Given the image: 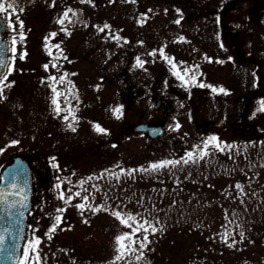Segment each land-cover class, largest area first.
Segmentation results:
<instances>
[{"label":"rangeland","instance_id":"obj_1","mask_svg":"<svg viewBox=\"0 0 264 264\" xmlns=\"http://www.w3.org/2000/svg\"><path fill=\"white\" fill-rule=\"evenodd\" d=\"M103 1L107 2L106 0ZM207 1L211 4L223 2V0ZM142 3V0H135V2H132V0H115L110 19H121L123 14L124 17L137 18L135 15H129L132 9L131 6H134V4L141 5ZM257 4H259L257 0H243L239 8L243 13L244 23L253 19L251 13L247 15V12L252 5L255 6ZM103 7L106 8L107 4L103 5ZM125 7L128 10L123 11L122 9ZM23 9L22 13L17 10L16 13L8 12L2 14L7 19V38L12 44V50L15 48L19 52L43 51L45 26L49 24L51 17H49V10L43 6L42 1L39 6L32 5ZM61 11V9L51 10L55 21L60 19ZM17 15L24 25L23 41L20 40ZM98 16L100 19L109 18V10L100 9ZM263 23H260L259 26L247 28L243 34V40L245 42L250 41V39L258 41L263 45L264 49ZM254 30L255 32H253ZM14 40L15 44L13 43ZM258 56L260 60H264L261 50L258 51ZM37 61L39 60L37 59ZM21 67L23 69L18 73L20 86L14 94L16 99L14 100L15 96H12L11 101H8L7 98L0 101V154L2 167L8 163L10 156L13 154L34 160V187L37 196L33 201L24 248L29 245V241L39 238L41 240L39 245L40 264H112L117 255L116 238L125 232L131 231L130 228L122 225L111 214L112 210H121L123 213H131L133 215L140 214V216H137L138 220L142 216L151 220L158 228V231L154 234L149 231L147 248L146 251L143 250V254L149 255V262L145 264H264V203L261 207L262 210L258 209L256 214V216H261L263 221H248L250 222L249 225L241 216H248L247 214L249 213H246V211L243 212L245 214L239 216L238 213L242 209L237 203L243 195H247L245 198L246 203L253 199L256 204H259L258 199L261 200L264 197V162L260 163L258 161L261 153L255 146L256 144H254L257 141H264V110H262L264 107L261 106L264 105L263 101L249 108L248 112L251 122L247 118L248 120L241 122V124L236 123L232 116L238 112L239 107H234L230 104H218L217 102L214 104L216 106H207V104L204 106L201 104L193 106L194 108L191 112L193 120H189L188 117L184 116L176 123L180 127L178 130L175 129V131L184 134L182 138H177V140L188 143L191 141L189 149H193L195 152L194 146L203 145L207 138L216 136L222 146L232 145L234 147L231 149L225 148L224 151L210 147L208 149L209 155L205 158L218 159L223 168H229L230 166H226V161L223 158L228 154H232L234 157V154L237 153L236 148H238L237 155L241 157V162L236 163L233 166L234 168L230 169L228 178L205 182H194L193 179L185 177L170 180L173 185L187 183L181 188L183 191L181 196L184 195L183 199L185 197L198 199L199 197L196 200L198 202L206 199L205 197H211L214 206L210 210L199 214L200 217L204 216V218H207L206 221L208 223L202 224L192 220L194 217L192 213L194 212L189 215V219L183 220L173 217L169 221L168 218L170 219V217L164 215L160 217L158 211L160 205H155L154 208L149 209L139 204L141 193L134 194L135 197L133 196L129 201L123 197L115 198V200L113 196H110L112 194L110 193V185L106 183L98 184L94 188L91 185H87V182L82 186L80 184L74 186L62 181L65 173H77L79 177L82 176L83 180L87 181L86 178L94 173L95 170H102L104 171L103 174L107 175L108 170H110V173H120L121 169L127 171L142 167L147 168L152 163L174 159L170 158L173 151H180L182 147L178 150H172L171 148L161 150L163 144L160 140H151L133 131V126L139 123L155 122L158 116L153 107L156 103L155 98L158 96V91L154 90L153 77H147L149 83L147 81V87L143 91L144 98L140 101V96L137 97V101L129 102L130 106L125 102L126 98L131 97H129L127 92L109 91L105 88H99L97 104L103 107V105L106 106L107 99L110 100V112H108L110 113V123H108L110 127V145L102 144L100 146L102 153L110 152V157L101 155L102 157L93 159L90 156H83L81 166L77 170H67L63 172L61 177L57 175V170H52L55 180L52 181V178V182H50L46 180L47 170L42 166V159H38V155H36L39 150L46 152L48 142L44 141L42 136L38 137L37 135L38 130L42 129L40 119L35 121V132L32 131L30 120L27 116L31 103H29L31 101V91L28 86L31 85L29 83L32 80L29 74V67H25L24 60ZM243 88H245L244 85ZM10 91L13 92L14 90L10 88ZM43 98L44 95L40 94L38 102H41ZM211 98L218 99L219 97L211 95ZM117 109H119L118 112L116 111ZM105 110L101 113V109H99L98 113L106 115L107 107ZM234 126H236V130ZM198 127H204L206 129L205 134H200L197 131ZM232 127L234 131L231 133L225 131L227 128ZM105 134L106 132L98 134L99 141L105 139ZM185 137L190 138L184 139ZM12 141H18V143L12 144ZM35 155L38 160L35 159ZM246 155L251 161L246 160ZM94 164L96 166L99 165L96 167ZM192 165L194 164L190 162L181 166H189L190 168ZM141 174L142 172L140 171L133 173L132 177L127 174H121L119 180L116 179L115 175L110 174V184L121 185L133 181L135 192H137L144 187H159L163 181L161 178H151L152 176L147 175L139 177ZM114 181H117L115 182L117 184ZM57 184H60L59 189L56 187ZM237 184L242 186V192L235 187ZM69 189H71V192H69ZM77 191L81 193V196H73L67 204L60 199L61 192L67 198ZM86 195L89 196V204L93 207L103 205L104 210L92 212L87 208L83 211L76 208V204L84 202L82 197ZM179 199L174 198L173 201H179ZM118 205L120 206L119 209H117ZM58 208H64L65 211L58 213L56 211ZM192 209L194 210V208ZM57 215L62 216V223L55 232L51 233L52 238L48 239L50 228L54 224ZM157 220L159 224L155 223ZM228 225L235 226L238 233L234 235L232 240L228 236L227 242H225L224 234L228 232L227 230H230ZM241 231L244 233L243 237L240 236ZM142 236L143 232L138 233L133 239L139 240ZM229 244L232 246L229 247ZM134 247L139 249V244H135ZM137 255H139V251L127 255L124 260L117 261L116 264H143L144 262L142 263L141 259H136ZM29 264H31V261Z\"/></svg>","mask_w":264,"mask_h":264},{"label":"flooded vegetation","instance_id":"obj_2","mask_svg":"<svg viewBox=\"0 0 264 264\" xmlns=\"http://www.w3.org/2000/svg\"><path fill=\"white\" fill-rule=\"evenodd\" d=\"M41 1L49 10V17L51 16L49 24L45 26L43 51H15L14 53L12 44L7 38V19L4 15H0L6 22L3 38L9 43L7 65L14 68L8 76V80L12 82L10 88L14 91L7 88L5 96L8 101L15 96L20 86L18 73L23 69L21 65L24 60L25 67H29L32 80L29 83L31 85L28 86L31 91V101H29L31 103L27 116L34 132L35 121L40 119L42 129L38 130L37 135L48 142L46 152L39 150L36 153L38 159L43 161V168L47 170V181L55 180L52 170H57V175L60 177L67 170H77L81 166L83 156H90L93 159H98L101 155L110 157V152L102 153L100 147L102 144L110 145L108 125L110 100L107 99L106 106L103 105V107L97 104V92L100 87L109 91L127 92L131 97L126 98L125 102L129 104V102L137 101L139 96L140 101L144 98L143 91L147 87V81L149 83L147 77L152 76L154 90L158 91L156 103L153 105L158 116L155 122L139 123L133 126V131L145 138L160 140L163 144L161 150L165 148L178 150L182 147L180 151H173L170 158L174 159L186 158L187 153L193 151L189 149L191 141L188 143L177 140L184 134L175 131L176 123L184 116L193 120L191 113L193 106L200 104L211 106L217 102L237 106L238 112L232 117L236 123L241 124L248 119L251 122L249 108L258 102L264 103L262 98L264 97V60H260L258 56V51L261 50L264 57L263 45L251 39L247 42L243 40V34L247 28L259 26L264 22V0H257L259 4L249 8L247 15L251 13L253 19L245 23L239 8L243 0L228 2L223 0L214 4L207 0H169V2L168 0H142L141 5L131 6L129 13L130 16L135 15L137 18L124 17L123 14L121 19L116 20L110 19L115 0H106L107 2L91 0L90 3L81 2V0H55L54 4L53 0H16V3L18 8H27L32 5L39 6ZM106 4L107 7L104 8L103 5ZM69 8L76 15L69 13V18L65 20L64 25L58 24L51 10L61 9V19L63 13ZM100 9L109 10V18L100 19L98 16ZM122 10L128 9L125 7ZM105 24L108 28H104ZM62 28L67 31H62ZM101 28H104V31H100ZM52 32L57 35L55 38H49L46 43L45 38ZM55 44H59L60 48H52L53 55L50 56L48 48ZM161 50H163V56L160 55ZM153 52L155 55L152 54ZM21 55H24V59H20ZM57 56L59 58H56ZM138 60L142 62V67L138 65ZM169 60L172 63H169ZM53 63L55 67L52 66ZM173 64L176 65L175 68ZM45 65H48L47 69ZM185 69L189 70L187 75L184 74ZM7 71L6 67L4 73ZM177 71L184 76V79L176 75ZM193 75L196 77L195 81L191 80ZM61 76L65 77L63 82H59ZM52 77L56 79L53 80ZM201 84L206 86L201 87ZM53 88L61 93L58 98L61 109H70L75 115V122L69 111H61L58 115L54 110ZM40 94L44 95V98L38 102ZM211 95L219 98H211ZM261 106L264 107V105ZM106 107L107 114L100 115L99 109L103 113ZM65 116H68V120L64 119ZM70 123H73L76 131L73 132L68 127ZM95 125L105 130L103 141H99L98 134L104 132L96 131ZM140 125H147V127L143 131L137 130L136 128ZM148 128H158L159 131H149ZM234 129L236 130V126ZM234 129L227 128L225 131L231 133ZM197 131L205 134L206 129L198 127ZM36 155L35 159L38 160ZM17 156L23 157L28 162L32 172L33 208V201L37 194L34 187L35 167L32 158L13 154L8 163L2 167L0 154V176L2 170ZM181 165L183 164L179 166ZM102 173L104 171L95 170L89 176L93 177L92 180L86 178V184L110 185V170L107 175H103L102 179H96ZM83 179L77 173H65L62 177V181L74 186L81 185L80 182Z\"/></svg>","mask_w":264,"mask_h":264},{"label":"snow or ice","instance_id":"obj_3","mask_svg":"<svg viewBox=\"0 0 264 264\" xmlns=\"http://www.w3.org/2000/svg\"><path fill=\"white\" fill-rule=\"evenodd\" d=\"M81 2H91V0H81ZM132 2H135V0H132ZM55 3V0H53V4ZM17 10L22 13L24 11L23 8H18V5L16 3V0H0V14L3 13H8V12H12V13H16ZM69 13H72L73 16L76 15L75 12L72 11V9H68L67 11H65L63 13V16L61 19H59L57 21L58 24L60 25H64L65 20H68L69 18ZM16 19L19 21V29H20V40L23 41L24 40V33H23V21L19 20V16H16ZM70 22V21H69ZM176 23H179V21H176ZM11 26V25H10ZM104 28H108V25L105 24ZM104 28H101L100 31H104ZM62 31H67L66 29L62 28ZM57 35V33L52 32L49 34V37H46V43L48 42L49 38H55V36ZM117 39H119V37H117ZM183 39V38H181ZM13 43L15 44V40L13 41ZM52 48L55 49H59L60 45L59 44H55L52 45L51 47L48 48V54L50 56L53 55L52 52ZM16 49L13 48V52L15 53ZM62 54V53H61ZM153 55H155V52L152 53ZM26 55V53L24 54ZM24 55L20 56V59H24ZM160 55L163 56V50L160 51ZM56 58H59L58 56ZM66 59V57H65ZM165 59H168V57H165ZM139 66H143L141 61H137ZM169 63H172L171 60H169ZM53 67H55V63H53L52 65ZM8 68V71L6 73L0 74V100L6 99L5 96V90L7 88H10L12 86V82H10L8 80V76L11 74V72L14 70V68L12 66H8L4 63V61L2 59H0V68ZM45 69L48 68V65L44 66ZM176 65L173 64V68H175ZM188 69H185L184 74L187 75L188 74ZM176 75L180 78V79H184V76H181L179 71H177ZM64 76H61L59 78V82H63L64 81ZM53 80H55V77H52ZM196 77L195 75H193L191 77L192 81H195ZM201 87H204L206 85L201 84ZM213 91H216V89H213ZM220 91H223V89H220ZM53 93H54V98L52 103L55 105V111L56 113L59 115L61 113V111H69L70 114H72V120L73 122L76 121L75 115L74 113L71 112V110H64L61 109L58 98L61 96V93L58 92L55 88H53ZM262 110H264V108H262ZM117 112L119 111V109L116 110ZM65 120H68V116L64 117ZM69 128H71V130L74 132L76 131V128L73 126V123H70L68 125ZM179 124L176 125V129H179ZM95 129L98 132H104L105 130L102 129L99 125H95ZM18 143V141H12V144H16ZM196 151H190L187 153L186 158H181V159H174V160H162L158 163H152L150 164L147 168H139V169H130L125 171L124 169H121L120 173H110L111 175H115L116 179L119 180V177L121 174H127V175H132L133 173L140 171V172H152V171H158L160 169L166 168V167H173L175 168L177 165L180 164H188L190 162L195 163L197 162V160L199 159H203L204 157L209 155V151L208 149L211 147L213 149H218L219 151H224L225 148L231 149L234 146L232 145H221V143L219 142L218 138L216 136H211L209 138H207V140L204 141L203 145H196L194 146ZM56 165H54L55 167ZM119 167V166H118ZM19 174V170L14 171L13 173H9V176L12 180V182L8 185V187L10 189H12L13 191H7V192H0V210H3L5 212H8L9 215L12 217V219H10L9 223L11 225H17L19 224L20 219H22L24 213L23 211H21V209H25L27 208V204H26V200H27V195L24 194V189L20 188L18 186V184L16 183V177ZM103 173L101 174L100 177H96V179H102L103 178ZM88 180H92L93 177H88ZM86 181L81 180V186L85 183ZM56 187L59 189L60 188V184H57ZM93 187L95 188L96 186L93 185ZM236 188L240 189L241 192L243 191V188L240 184H237L235 186ZM97 191H99V189H97ZM69 192H71V189H69ZM20 196L19 200H11L9 201V197H14V196ZM73 196L75 197H80L81 193L79 191L73 193L72 195L68 196L67 198H65V195L63 192H61L60 194V199L64 200L65 203H69L71 201V199L73 198ZM83 203H79L76 204L75 207L80 209V210H85L86 208L88 210H91L92 212H99L101 210H104V206L103 205H98L96 207H93L91 204L88 203L89 200V196H83ZM119 205L117 206V209H119ZM14 209V212H11L10 210ZM58 213H63L65 211L64 208H58L56 210ZM111 214L120 221V223L122 225H124L127 228H130L131 231L130 232H125L122 235L118 236L116 238V244H117V248H116V253L117 255L115 256L114 261L112 262V264H116L117 261H121L124 260L125 257L127 255L130 254H134L137 251H139V255L136 256L137 260L143 259V250L147 247V243H148V234L149 231H151V233H155L156 231H158V228L152 223L151 220L149 219H145L142 216L140 217V219H137V216H140V214H136L133 215L131 213H123L121 210H112ZM62 223V216L61 215H57L55 217V222L52 225V227L50 228L49 234H48V239H51V233L55 232L56 229L60 226V224ZM156 224H159V221L157 220L155 222ZM162 230V229H159ZM6 231V230H5ZM17 231H22V229H19L17 227ZM143 232V236L141 239L139 240H135L133 239V237L137 236L138 233ZM225 242H227V237L230 235L229 233H225ZM244 233L241 231L240 232V236L243 237ZM4 243V236L0 235V245H2ZM139 244V249H137L136 247H134L135 244ZM41 244V240L39 238H35L32 241H29V245L27 247L24 248L23 250V258L18 262V264H29V262L31 261V264H40L41 262V257L39 255V245ZM232 245L229 244V247H231ZM12 251L14 253L15 251V245H13Z\"/></svg>","mask_w":264,"mask_h":264},{"label":"trees","instance_id":"obj_4","mask_svg":"<svg viewBox=\"0 0 264 264\" xmlns=\"http://www.w3.org/2000/svg\"><path fill=\"white\" fill-rule=\"evenodd\" d=\"M255 146H257L258 150L260 151L261 155L259 158V162H264V141H257ZM237 153L234 154V157L232 154H228L224 156L223 160L226 161V166H230L229 168H223L222 165L218 162V159L215 160L214 158H203L197 160L196 163H193L192 167L189 168V166H176L173 167H166L163 169H160L158 171H152V172H142V174L139 177L142 176H152L151 178H161L164 180V182L160 183L159 187H144L140 188V191L135 192V187L132 182H125L126 184L121 185H114L110 184V193H112L110 196H113V198H124L126 200H130L134 194L141 193L142 196L139 199V204H142L143 206L148 207L149 209L154 208L155 205H160L158 208L160 217L166 216L170 217L168 218L169 221L172 220L173 217H176L177 219H189V215L194 214V217L192 220H196L197 222H200L202 224L206 223L207 218H204V216L200 217L199 214H202L201 212L210 210L213 208L214 204L211 200V197H205L206 199L199 200L198 202L196 200L199 199H192V198H184V195L181 196L182 190L185 185H178L172 183V179H176L179 177H185L187 179H193L194 182H205V181H212L219 178H228L230 169H233L236 163L241 162V157H238V151L239 149L236 148ZM247 161H251L249 157L245 156ZM222 159V158H221ZM255 172V171H254ZM184 175V176H183ZM133 176V175H132ZM130 176V177H132ZM168 181V182H166ZM189 181V180H187ZM117 181H114V183ZM117 184V183H115ZM170 185V186H169ZM172 185V186H171ZM114 186V187H112ZM141 187V186H140ZM146 192V193H144ZM133 194V195H132ZM181 196V197H180ZM135 197V196H134ZM247 195H243L241 199L238 200V205L241 206L242 211L238 213L240 216L241 214H245L243 212L249 213L248 216H242V219L246 220V223L249 225V223L252 220L262 222L261 216H256L258 209L262 210V206L264 203V197L259 201V204H256V202L251 199L250 202L246 203ZM174 198H180L179 201H173ZM115 199V200H116ZM158 199V200H157ZM192 202V203H191ZM161 203V204H156ZM223 203V202H222ZM224 204V203H223ZM163 206V208H162ZM249 206V208H248ZM194 208V210L192 209ZM147 209V208H145ZM195 218V219H194ZM250 221V222H248ZM233 222V221H232ZM228 222V223H232ZM164 223V222H163ZM208 223V222H207ZM248 228V227H247ZM227 230L230 235L229 238L232 240L234 238V235H236L238 232L235 226L228 225ZM147 248V247H146ZM146 248L144 249L146 251ZM143 254L142 263L145 264L148 261L149 255Z\"/></svg>","mask_w":264,"mask_h":264},{"label":"water","instance_id":"obj_5","mask_svg":"<svg viewBox=\"0 0 264 264\" xmlns=\"http://www.w3.org/2000/svg\"><path fill=\"white\" fill-rule=\"evenodd\" d=\"M5 21L0 16V59L4 61L7 65L8 63V53H9V44L6 40L3 39V33L5 31ZM6 70L5 68H0V74H3ZM147 125H140L136 129L143 131L146 129ZM149 131H159L158 128H148ZM19 170V174L16 177V183L20 188L24 189V194L27 195V208L21 209L24 215L20 219L18 226L11 225L9 223L12 217L8 212L0 210V235L4 236V243L0 245V264H18L21 258L22 248L24 245L28 221V212L32 207V194H33V185H32V173L29 167L28 162L22 157H15L13 162L6 166L2 173L0 179V192L13 191L8 187L12 182L9 173ZM19 200L20 196L9 197L11 200ZM14 212L15 210H10ZM17 227L22 229V231H17ZM6 230V231H5ZM15 245V251L13 253L12 248Z\"/></svg>","mask_w":264,"mask_h":264}]
</instances>
